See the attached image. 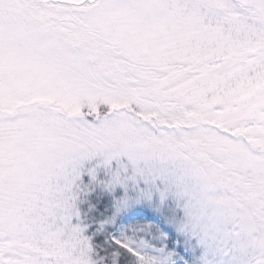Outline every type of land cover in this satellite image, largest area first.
Instances as JSON below:
<instances>
[{
  "label": "snow or ice",
  "instance_id": "6c2138e0",
  "mask_svg": "<svg viewBox=\"0 0 264 264\" xmlns=\"http://www.w3.org/2000/svg\"><path fill=\"white\" fill-rule=\"evenodd\" d=\"M0 264H264V0H0Z\"/></svg>",
  "mask_w": 264,
  "mask_h": 264
}]
</instances>
